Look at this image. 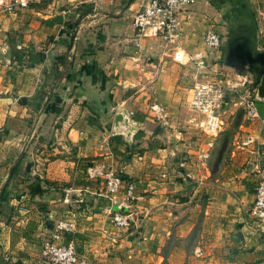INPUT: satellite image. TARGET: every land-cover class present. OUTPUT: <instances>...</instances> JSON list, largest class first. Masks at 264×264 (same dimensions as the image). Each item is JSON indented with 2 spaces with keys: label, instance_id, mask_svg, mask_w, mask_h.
Instances as JSON below:
<instances>
[{
  "label": "crops",
  "instance_id": "1",
  "mask_svg": "<svg viewBox=\"0 0 264 264\" xmlns=\"http://www.w3.org/2000/svg\"><path fill=\"white\" fill-rule=\"evenodd\" d=\"M138 4L39 0L12 12L0 5V49L8 46L12 51L11 62L0 60V189L5 165L18 161L24 146L27 158L40 161L71 145L77 157L93 163L89 169L119 170L135 185L130 208L120 207L122 191L109 196L104 177L87 168L86 180L94 185L82 188L84 208L72 214V233L78 236L69 239L85 264H264V224L248 213L264 170V125L240 126L245 138L258 140L255 149L249 150L252 144H243V138L241 144L231 141L232 148L222 153L217 136L208 147V135L189 109L183 87L189 74L194 83L202 70L174 62L155 40H144L139 49L132 44L131 17ZM207 4L227 29L225 43L209 56L211 68L227 71L232 69L227 62L236 60L250 70L253 64L240 52L253 49L246 39L248 13L253 12L248 5L241 7V0H195L181 14L186 52L198 48L210 28L203 29L199 17ZM89 7L95 10L80 22L68 53L72 24ZM232 49L240 55H229ZM255 49L264 47L256 43ZM63 55L68 68L36 125L55 80L52 64ZM218 58L222 62L214 61ZM118 108L142 124L129 139L112 132ZM258 112L264 118V110L258 107ZM33 124V144L19 143L18 132ZM202 151L208 152L205 158ZM67 162V157L50 161L44 178L66 179ZM30 182L7 187L8 198L0 207V264H44L42 239L50 233L53 218L65 216L61 199L41 210L31 198ZM58 211L62 213L55 217ZM129 211L133 221L126 229L112 225L111 212ZM62 241H67L65 235Z\"/></svg>",
  "mask_w": 264,
  "mask_h": 264
},
{
  "label": "built area",
  "instance_id": "2",
  "mask_svg": "<svg viewBox=\"0 0 264 264\" xmlns=\"http://www.w3.org/2000/svg\"><path fill=\"white\" fill-rule=\"evenodd\" d=\"M37 1L39 0H0V5L12 12L26 8L30 3ZM138 1V8L131 17L132 44L139 49L144 40H155L174 62H184L188 57V52L182 45L181 14L191 7L195 0ZM202 43L207 53L199 50L189 57L197 66L203 64L208 53L220 47L222 38L220 33L208 28L203 33ZM187 91L188 107L199 116L202 130L209 138L208 147L212 146L216 134L222 130L223 120L220 111L229 99L235 100L234 102L239 105L247 121L264 125V118L259 115L255 99V74L247 66L232 73L223 69L212 70L208 77L195 80ZM154 108L158 111L157 106ZM129 115L131 117L132 113L130 112ZM251 141L252 139L248 137L244 144ZM207 153V151H202L201 157L205 158ZM89 171L92 175H103L105 190L109 196H116L122 191L118 204L120 207L130 208L131 202L136 199L133 182L111 170L104 172L91 168ZM248 213L259 224H264V170L254 188V199L248 208ZM132 215L130 211L111 212L110 222L116 228L125 229L133 221ZM75 229L76 224L73 220L60 218L55 222L50 235L42 241L40 255L44 264H85L84 258L77 254L73 241H62L64 233L73 232Z\"/></svg>",
  "mask_w": 264,
  "mask_h": 264
},
{
  "label": "rangeland",
  "instance_id": "3",
  "mask_svg": "<svg viewBox=\"0 0 264 264\" xmlns=\"http://www.w3.org/2000/svg\"><path fill=\"white\" fill-rule=\"evenodd\" d=\"M240 5H241V7H243L242 5H245V6L248 5V8L250 10H252L253 16L255 17L256 26H257V30L255 33V40H256L258 45H261V47H264V0H241ZM201 13H202V15L200 14L199 17L201 18V20H203L202 21L203 22V26H202L203 29L206 27H210L211 29H214L216 32L220 33V36L222 38V42L224 44L225 43V40H224L225 30H227V29H226L225 24L222 25V19H221V16L219 15L218 11L216 12L213 8H211V6L209 4H207ZM197 47L198 48H195L194 50H191L188 52V57L185 60V62L190 65V68H194V71L196 68L195 66H197V64L194 61H192L189 57L194 52L199 51V50H202V52L207 53V49L203 45L202 39L198 43ZM163 51H164V49H163ZM215 51H217V50H215ZM215 51L208 53L206 58L203 60L204 64H200V69L202 71L196 77V80H202V79L208 77V74L212 73V70L220 69V68H217V69L211 68V62L212 61H211V57H209V56H211L213 54V52H215ZM227 65L232 66V69L227 70V72H229V73L243 69L241 66L242 64H240L236 60H233V61L229 60L227 62ZM188 77H189V81H187V82L185 81V84L183 85V87L187 88V90H188V87H190V85L193 83L190 81V78H191L190 74L188 75ZM257 85H256V87H257ZM186 92L187 91L184 90V96H186V94H185ZM184 101H185V99H184ZM234 101L235 100L229 99L227 101V103L222 106L221 111H220L221 112V118L223 120V125H222V130L219 131L216 134V136H217V138H219L221 140L218 142L217 148L222 153L225 151H229V149L232 148L233 143L231 145V141H236V142L241 144L243 138H245V135H246L245 131H243V128L240 127L241 125H242V127H244V125H252V128H253V127H255V124H256V123L246 121L244 119L243 111L241 110L239 105L236 104V102H234ZM184 105L186 106L185 102H184ZM257 107H259L261 110H264V103L263 102H257ZM38 122H39V118L36 119L35 124L37 125ZM36 125H34L32 127L28 126V128H26L25 131H23V132L19 131L18 132L19 133V139H20L19 143H22L24 140H27L26 142H28V140L29 141L31 140L30 145L33 144L35 139L34 138L31 139V138H32L34 127H36ZM223 127H225V130L223 129ZM249 138H251V137H249ZM247 139H248V136H247V138H245V141H247ZM257 141H258L257 139H253L251 142L246 143L248 145L252 144L251 145L252 147H250L249 150L256 148ZM244 142H243V144H244ZM258 145H259V143H258ZM46 146H47V148H49V144H47ZM43 148H46V147H43ZM26 149H27V147H26ZM26 149H25V146L23 147V149H21V150H23V152H22V154H20V157L16 163V166L12 172V175L7 182V187L9 186V188H12L16 184H18V185L22 184V186H23L24 183L30 179L33 180L32 182L34 183V185L37 182H41L44 187L50 189V192L48 194H45L41 199H38V198L33 199L32 193H31V198L34 200V202H36L37 204L40 205L41 210L48 211L47 206L50 204L51 200H53V201H56L57 199L64 200L65 205H62V207H59V208H64V210H65L64 218L69 219V220H73L76 224V220H75L76 215L74 214V212H75L74 210L84 208V191L82 190V188H84L85 186L94 185L92 183L93 180L92 181L86 180V174H87L88 169L90 168L89 165H93V163H87L86 160H84L83 158L77 157L78 152H77V150H74V147H72L71 145H68V146L63 148L65 150L64 153L57 154L56 156L50 155L47 157L46 160L42 159L40 161L31 160V159H29V157L27 158L26 157L27 153L25 152ZM56 157H67V160L69 162L65 163V167L63 166L65 169V173H66L67 178L66 179H59V180L45 179L44 178L45 174L47 175V173L50 170L49 169V166L51 164L50 161H52ZM11 164L9 163V164H7V166L5 165L2 177L7 176V173H8V170H9ZM59 168L62 169V165H60ZM103 171L107 172L110 170L107 169V171H106V169H104ZM113 172L121 174L119 170H115ZM75 173H78V177L73 179V175ZM37 174L41 175L42 177H39ZM102 186H104V185H102ZM63 188L69 189L70 192H67V191L64 192L62 190ZM72 188H74L75 190H71ZM79 189H81V190L79 191ZM55 193H57V195ZM66 210H70V211H68V213H67ZM61 213L62 212L58 211L55 217H57V215H60ZM72 214H74L75 216H73ZM53 220H54V218H53ZM53 220H52L51 228H53L55 222L58 219L54 220V221ZM120 231H122V230L120 229ZM50 233H51V229H50ZM50 233L48 235L44 236V238L49 236ZM43 239H42V241H43ZM41 245H42V243H41Z\"/></svg>",
  "mask_w": 264,
  "mask_h": 264
},
{
  "label": "water",
  "instance_id": "4",
  "mask_svg": "<svg viewBox=\"0 0 264 264\" xmlns=\"http://www.w3.org/2000/svg\"><path fill=\"white\" fill-rule=\"evenodd\" d=\"M95 8L94 7H89L85 10H83L81 13L78 14V16L75 18L72 27H71V34H70V38H69V42H68V53H71L73 46H74V41L76 38V34L78 31V27L80 22L87 17L88 15L92 14L94 12ZM71 58V56H69ZM12 59V51L10 50V48L8 46H3L0 49V60L3 62H11ZM68 68V64H66L63 68V70H61L59 76L53 81L49 91L47 92L45 99L43 100L42 106L39 110L37 119L40 117V115L43 113V111L45 110L46 106L48 105V103L50 102L53 92L56 88V86L58 85L59 79L62 78L65 75V72ZM255 99L257 102H263L264 103V72L260 78V82L256 87V91H255ZM22 100H24V98H22ZM142 127V124L139 122H134L130 115L129 112L122 109V108H118L114 114V118H113V124H112V132L115 134H119V135H124L127 139H129L131 137V135L138 129H140ZM23 152V150H22ZM21 152V154H22ZM17 160L15 162L12 163V165L10 166L7 176L4 180V183L0 189V194L2 192V190L4 189L5 185L7 184L8 180L10 179L12 172L16 166ZM30 176V175H29ZM50 192L49 188H46L42 185L41 182H37L33 189H32V198H38L41 199L45 194H48Z\"/></svg>",
  "mask_w": 264,
  "mask_h": 264
},
{
  "label": "trees",
  "instance_id": "5",
  "mask_svg": "<svg viewBox=\"0 0 264 264\" xmlns=\"http://www.w3.org/2000/svg\"><path fill=\"white\" fill-rule=\"evenodd\" d=\"M249 16V22H248V35H244L242 36L243 38L246 37L247 40H249L252 45H253V49H249V48H244L240 53H241V58L245 59L244 61H250L253 64V67L250 68L251 72L255 74V78H256V85L259 84L260 82V77L262 76L261 74L264 71V50L262 51H257L255 49L256 46V40H255V33L257 30V26H256V22H255V17L253 16V14L248 13ZM222 45H220L219 48H221ZM218 48V49H219ZM223 50L220 49V51ZM228 51V50H227ZM229 55H234V56H238L240 55L239 52H237L236 50L232 49L228 51ZM256 58H259L260 64L258 66H256L255 62H258V60H256ZM223 60V59H221ZM219 58L217 60H214L216 62H222ZM256 60V61H254ZM254 63H253V62ZM67 64V56L63 55L60 58L55 59V61L52 64V70H53V79H56L62 68ZM33 180H31L30 182V191H32L33 187H34V183L32 182ZM9 195V191L7 188V184L5 185L4 189L2 190L1 194H0V207H2L3 203L7 200ZM66 240L69 241V239H71L72 237H76L78 236L77 234H74L72 232H66L64 233ZM66 241V242H67Z\"/></svg>",
  "mask_w": 264,
  "mask_h": 264
}]
</instances>
